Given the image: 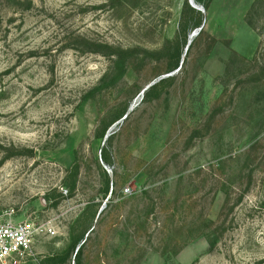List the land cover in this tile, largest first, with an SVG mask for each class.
<instances>
[{
  "label": "rangeland",
  "instance_id": "obj_1",
  "mask_svg": "<svg viewBox=\"0 0 264 264\" xmlns=\"http://www.w3.org/2000/svg\"><path fill=\"white\" fill-rule=\"evenodd\" d=\"M196 3L0 0V264H264V0Z\"/></svg>",
  "mask_w": 264,
  "mask_h": 264
},
{
  "label": "built area",
  "instance_id": "obj_2",
  "mask_svg": "<svg viewBox=\"0 0 264 264\" xmlns=\"http://www.w3.org/2000/svg\"><path fill=\"white\" fill-rule=\"evenodd\" d=\"M124 191L129 189L125 188ZM37 230L32 220L18 219L14 210L0 211V262L31 257Z\"/></svg>",
  "mask_w": 264,
  "mask_h": 264
},
{
  "label": "water",
  "instance_id": "obj_3",
  "mask_svg": "<svg viewBox=\"0 0 264 264\" xmlns=\"http://www.w3.org/2000/svg\"><path fill=\"white\" fill-rule=\"evenodd\" d=\"M188 4L192 7V8H194L195 10H198V11H200V12H204V9H203V7L201 6V5H199L198 3H196L195 2V0H188ZM194 34H195V32H193L191 35H189V38H188V41H187V44H189L190 42H191V38L194 36ZM162 78V77H161ZM160 79V78H159ZM154 82H152L151 84H149L148 86H146L142 91H145V89L147 88V87H149L150 85H152ZM108 137V133H106V135H105V138H107ZM99 212H100V210L98 211V214H99ZM92 229V228H91ZM88 235V233H86V235L85 236H87ZM80 245H81V243L76 247V250H75V252L79 249V247H80Z\"/></svg>",
  "mask_w": 264,
  "mask_h": 264
},
{
  "label": "trees",
  "instance_id": "obj_4",
  "mask_svg": "<svg viewBox=\"0 0 264 264\" xmlns=\"http://www.w3.org/2000/svg\"><path fill=\"white\" fill-rule=\"evenodd\" d=\"M201 0H195V2H200ZM191 7V6H190ZM190 7H189V9H190ZM192 8V7H191ZM79 251H80V247H79V249L75 252V254H74V259H73V263H77V260L75 261V259L77 258V255H78V253H79Z\"/></svg>",
  "mask_w": 264,
  "mask_h": 264
}]
</instances>
